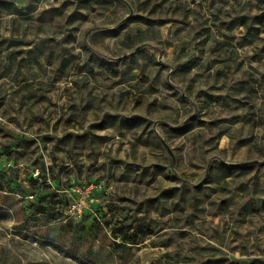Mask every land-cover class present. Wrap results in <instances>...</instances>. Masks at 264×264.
<instances>
[{"label":"rangeland","instance_id":"obj_1","mask_svg":"<svg viewBox=\"0 0 264 264\" xmlns=\"http://www.w3.org/2000/svg\"><path fill=\"white\" fill-rule=\"evenodd\" d=\"M0 264H264V0H0Z\"/></svg>","mask_w":264,"mask_h":264},{"label":"trees","instance_id":"obj_2","mask_svg":"<svg viewBox=\"0 0 264 264\" xmlns=\"http://www.w3.org/2000/svg\"><path fill=\"white\" fill-rule=\"evenodd\" d=\"M36 207V206H35ZM36 209L39 211L37 212L38 214H44L45 213V209L43 207H36ZM37 213H34L35 215ZM110 226L109 223H106V226ZM96 229V230H100V225L98 223H95L92 225L91 229ZM111 233H112V237L113 239H117V238H120L122 240L123 243H129V244H136V239H134L133 237H126V236H123V234L120 233L119 230L117 229H111ZM113 246L116 247V248H119L120 245L118 243H113Z\"/></svg>","mask_w":264,"mask_h":264}]
</instances>
